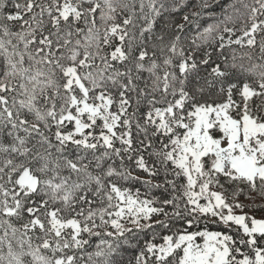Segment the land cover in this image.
<instances>
[{
  "label": "snow or ice",
  "instance_id": "1",
  "mask_svg": "<svg viewBox=\"0 0 264 264\" xmlns=\"http://www.w3.org/2000/svg\"><path fill=\"white\" fill-rule=\"evenodd\" d=\"M0 264H264V0H0Z\"/></svg>",
  "mask_w": 264,
  "mask_h": 264
}]
</instances>
